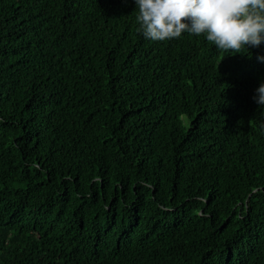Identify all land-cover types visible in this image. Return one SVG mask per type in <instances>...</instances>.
Wrapping results in <instances>:
<instances>
[{"label":"trees","instance_id":"trees-1","mask_svg":"<svg viewBox=\"0 0 264 264\" xmlns=\"http://www.w3.org/2000/svg\"><path fill=\"white\" fill-rule=\"evenodd\" d=\"M137 15L0 0V264H264V44Z\"/></svg>","mask_w":264,"mask_h":264},{"label":"clouds","instance_id":"clouds-1","mask_svg":"<svg viewBox=\"0 0 264 264\" xmlns=\"http://www.w3.org/2000/svg\"><path fill=\"white\" fill-rule=\"evenodd\" d=\"M139 31L162 42L187 33L203 36L225 53H244L264 44V0H134ZM257 59L264 62V55ZM264 106V80L252 97Z\"/></svg>","mask_w":264,"mask_h":264}]
</instances>
